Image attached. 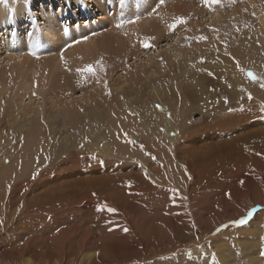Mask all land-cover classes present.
Listing matches in <instances>:
<instances>
[{"label": "rangeland", "instance_id": "obj_1", "mask_svg": "<svg viewBox=\"0 0 264 264\" xmlns=\"http://www.w3.org/2000/svg\"><path fill=\"white\" fill-rule=\"evenodd\" d=\"M190 14H193L190 21L187 20L186 23L179 24L174 30L169 28L175 18H186ZM213 16H219V22L214 21ZM136 17H139L136 22L125 24L120 28L116 27L120 19L134 20ZM85 36L88 37L87 40L83 39ZM200 36L206 37V39H196ZM146 37L151 38L150 46L147 48L142 46V41ZM101 39H108V42L121 49L123 54L132 46L139 43L141 46L134 53L129 51L131 58L127 62L124 61V65L117 66L110 74L106 73L105 79L99 78L100 84L109 91H113L118 104L115 106L99 100L102 104L100 111L96 113L97 115L87 113L86 123L81 128H72L67 124L64 126L63 121L58 119H54L53 123H48V118H53L55 114L53 111L47 110L48 103L46 100L44 102V98L50 100L49 92L47 91L42 96L31 90V94L28 93L25 96L23 103H28L29 96H31V100L35 99L31 106L42 110L41 122L44 123L40 136L34 138L28 116L14 112L13 110H18L19 106H13L7 97H3V109H0V190L6 191V195L4 194L3 199H0V221L3 223L0 224V231H2L0 232V264H19V259L15 258V260L14 257H9L4 252L17 249L19 245L25 243L26 239H31L27 246L38 250L37 258L41 264H45L47 255L46 250L43 249L48 248L49 240L63 226L73 224L76 230L87 234L88 237L90 235L92 239L100 238L102 240L108 236L109 230L100 229L94 221L95 218L79 211L81 202L73 206L71 204L74 199L71 198V203L66 206L69 208L65 209L64 202L57 196L65 189H73L81 181L92 179L96 174V176L100 175L99 177H104L105 174L81 171L74 176L65 169L51 170L47 167L55 162V158L59 159V156L68 154L72 150L81 149L84 152L97 153L107 140H114L119 132L128 134L125 149H128L127 154L132 156L130 158L142 165V161L147 159L149 169L159 168L161 175L166 170L167 159L163 160L164 156H162L161 165L152 163L154 160L144 152L141 147L142 142L148 139L157 146L161 145V151L164 153L166 151L165 154H162L165 157L168 153H173L174 147L177 146L175 144L179 143L177 146L180 148L179 153L173 155L175 158L172 159L180 172L179 181H182L178 182L179 193L170 194L168 192V199L174 196L172 199L187 203V186L192 185L189 188L193 192V206L185 204L188 206L189 212L192 213L195 226H193L192 235L187 236V239L183 241L186 244H181L182 250L176 248L173 252V249L171 251L166 246V251L170 250L171 252L167 251L166 254L160 252L162 256L159 254V257L164 256L163 259L157 256L154 259L153 255L155 254L146 255L147 252L142 250L143 246L141 248L137 246L136 250H141L142 254H135L133 256L135 259L132 258L122 264H140L141 262L144 264L143 260L145 264L146 262L147 264L156 262V264H194L190 263L191 260L193 261L192 258L185 257L186 249L190 250L188 245H193L194 248L191 250L199 254L198 256H205L209 259L212 254L209 259L210 263L207 264H219L220 259L217 254L222 255L221 251L228 253L226 259H231L230 264H264V256L261 255V252L264 251V226L259 224L263 218L261 213L264 211L263 202L257 201L248 209L245 207L246 209L241 212L243 214L229 215L225 220L216 221L219 220V216L214 215L210 220L212 227L210 228L209 224L208 231L204 230V225L208 223H201V228L196 226L197 221H204L201 217L206 216V213L202 216L206 210L202 207L199 209L203 211L202 213L195 211L199 190L205 191L203 193L206 195L204 194L205 197H203L204 195L202 197L208 201L207 203L224 202V198L228 197L227 191H220L217 195L218 191L214 187L209 191L206 190L205 184H209L211 180L223 182V179H219L220 177H215L220 175L228 177L238 170L240 166L232 169L238 158L247 160L249 159L248 153L251 155L252 152L253 156L258 155L264 159V111H261V108L264 107V88L260 86L261 81H264V0H234V2L222 0L221 3L212 5H205L201 0H164L163 4L160 3V0H0V82L5 84L7 72L15 63H19V65L24 63L25 66L32 67L34 62L45 59L48 62L46 66L49 74L48 86L52 85L51 87H53L54 83L59 84L63 81L62 79L68 73L76 72L72 66V56L86 46L95 50L96 42ZM75 41L81 42L75 43ZM104 46L107 47L108 43H105ZM97 48L100 49L101 46L99 45ZM62 51L63 59L61 58ZM32 52H35L36 55L33 56ZM176 52L178 55L175 59L173 55ZM15 56H17L16 59H14ZM97 58L98 56L93 57L94 60ZM158 66L162 71L154 76H158V78H153L149 87H147L149 84L146 85L144 80L142 84L139 83V86L133 84L132 76L138 74L141 71L140 68L148 72L156 71L154 68ZM96 69L95 72L100 71L99 66ZM247 71L256 72V76L260 79L252 80L246 75ZM30 77L31 71L27 69L25 78ZM242 79H247V81L244 82ZM118 87L121 89H117ZM156 88L160 91V99H163L160 103L154 100V96L157 95L153 91ZM93 93L95 91H87L85 96L95 98ZM249 94L251 99H249ZM72 98L81 102L84 105V111H88V106L85 105L86 100L83 99L81 92L76 91ZM72 98L69 97L66 102H70ZM42 99L45 106L40 109L39 104H42ZM51 99V103L54 104V101L58 99V94H54ZM255 103H258L257 107H253ZM240 104L241 106L248 104L251 111L247 115L241 112V115H245L239 119L243 123L242 125L232 124L231 128L227 129L224 126L221 131L208 127L210 122L203 121V117L210 113L218 115L219 111L215 110L220 107L224 110H220V112L228 116L234 111H228L229 107L226 106L229 105L233 108ZM157 105L160 107L157 108ZM30 109L27 107L25 111ZM187 123L188 129L186 128ZM182 125H185L186 129L182 128L178 131ZM186 132H192L194 135H189L191 137L184 140L182 137ZM130 141H135L133 148L129 146ZM162 141L165 144L172 142L168 145L173 146L166 145L167 147H165ZM183 149L186 152H182ZM116 155L118 156L119 153ZM120 156L122 153L118 156L119 159H121ZM184 157L191 161L194 159L192 161L194 162L193 168H196H194V176L191 178L195 181L192 180L194 183L188 179L186 172L184 174L181 171L183 166L179 163ZM169 160L171 159L169 158ZM94 161L93 163H96V160ZM140 163H137L138 166L132 169V173L141 171ZM77 164L79 163L68 162L63 166L70 167ZM247 165L251 166L250 163ZM160 167L162 168L160 169ZM254 167L257 172L264 171L262 169L264 167L260 166V163ZM199 169L201 171L198 172ZM226 169L228 172L225 171ZM129 170L117 171L116 175L122 176ZM34 173L36 174L35 178H33ZM60 174H67V176L60 178L62 176ZM111 174L114 175V172ZM29 180H33L32 188L24 195L23 199L12 200L11 195L8 196L7 191H10V187L15 183L23 185L27 182V186L30 183ZM146 180L140 179L138 184L135 181L134 185L144 186L147 184ZM151 180H153L152 177ZM43 181L48 183L44 184ZM33 183L35 184L33 185ZM63 186L68 187L61 190L55 189L57 191L54 192L46 190L48 187L60 188ZM21 194L18 192L16 197ZM53 194L57 195L53 197ZM47 196L48 198L52 197V203ZM168 199L166 197V200ZM8 201L12 203L10 207H7ZM56 201L63 204L58 206L63 207V211L61 208L54 212L48 211L47 207L56 206ZM185 204L182 203V205ZM249 209L254 211L247 222L243 225L235 223L247 215ZM230 210L228 212H231ZM93 214L95 215L96 212ZM198 217L199 219H197ZM6 218L8 222L5 221ZM39 223L42 225L40 226ZM80 232L78 233L80 234ZM229 234H233L236 238L232 237L229 240L232 236ZM47 238L49 239L47 240ZM132 238L134 237L132 236ZM218 239H222L224 245L217 244L216 240ZM184 249L185 251H183ZM259 249L260 252H258ZM139 254L142 259L138 256ZM167 254L170 255L167 256ZM214 256L219 260L217 261ZM147 257H149L148 260L145 259ZM153 259L155 263H152ZM38 260L37 263H39Z\"/></svg>", "mask_w": 264, "mask_h": 264}, {"label": "bare ground", "instance_id": "obj_2", "mask_svg": "<svg viewBox=\"0 0 264 264\" xmlns=\"http://www.w3.org/2000/svg\"><path fill=\"white\" fill-rule=\"evenodd\" d=\"M192 17H193V14L186 16L188 21H190L192 19ZM213 19L216 22H219V20H220L219 16H213ZM108 41H109L108 39H103V40L101 39L99 42H96V45L94 46L95 50H93L91 47L86 46L83 49H81L80 51H77L71 58L72 66L76 70V72L75 73H68V75H65L66 77L62 79L63 81H61L59 84L54 83L55 85L53 87H51L52 85L50 87L48 86L49 74H48V71L46 70V66L48 65V62L45 61V59L34 62L32 67H27V66H25L24 63H22L21 65H19V63H15L14 65H12L10 67V70H8L9 72H7V79L5 80V84H2L0 82V109H3V106H2V104L4 103L3 97H7V99L10 100V104H12L13 106H19L18 110H13V111L19 112V114H21L22 116H28V118L31 121L30 127H31L32 136L34 134V138H37L40 136L42 128H43L42 125L44 124V123L42 124L43 121L41 122L42 110L35 109L36 106H34V107L31 106L35 102V99L31 100V96H29V101L27 104L23 103L25 96L28 93H30L31 90H33L36 94H39L42 96L48 91L49 92L48 96H49L50 100H52L51 97L54 94H58V99L54 101V104H52L50 100L44 98V102L46 100V102L48 103V106H49V108L47 110H51V112L53 111V113H55L53 115V118H51V119L48 118L47 122L53 123L54 119H58V120L63 121L64 126H66L65 124H67V125L71 126L72 128H81L82 125L84 123H86L87 113H91V114L95 115L97 112L100 111V107L102 104H100L99 100H103L105 103H110V104L116 106L118 103L116 102L115 94L113 93V91H109L102 84H100L101 83L100 79L101 80L105 79V77H106L105 74L106 73L110 74L113 71V69L116 68L117 66L124 65V61L127 62V60L129 58H131L129 51H133V53L135 51H138L139 50L138 48H139V46H141V44L139 43L136 46L130 47L123 54V51L121 49L114 47ZM105 43H108L107 47L104 46ZM99 45L101 46L100 49L97 48ZM177 55H178L177 52L174 53L173 58L176 59ZM94 56H98V58L96 60H94L93 59ZM16 57L17 56H15L14 59H16ZM101 60L103 61V65H104L105 70L95 72L94 75L89 73L86 66L92 65L94 67V69H96V67H98L97 61H101ZM140 67H142V65H140ZM27 69H30V71H31V77L28 79L25 78V73H26ZM78 69L80 70V72L77 71ZM140 69H141V71L139 70L140 72L138 74H136L135 76H132V79H131L133 84L138 85V86H139L140 82H141V84L143 83V80L145 81L146 85L149 84L150 81H153L154 79L158 78V76L157 77H154V76L158 75L162 71L160 66L154 68V69H156V71L151 70V71L145 72L144 69H142V68H140ZM242 80L244 82L247 81V79H242ZM52 84H53V82H52ZM245 84L248 85V83H245ZM149 86H150V84L147 87H149ZM47 87H49V88H47ZM119 88L120 87H118L117 89H119ZM76 91L81 92L83 95V99L86 100L85 105L88 106L87 112L84 111V108H83L84 105H82L81 102L72 98V96L76 93ZM87 91H90V92L95 91V93H93V94H95V98H91V96H88V97L85 96V93ZM153 92L155 95H157V96H154V100L157 101L158 103H160L162 98L160 99V97H159V94H160L159 89L156 88V89H154ZM242 93H243V91H242ZM110 94L114 95V96H111ZM69 97H71L72 99L70 100V102H68V101L66 102V100ZM108 101H110V102H108ZM44 104H43V99H42V104L41 103L39 104V106H40L39 108L42 109V106H45ZM257 105H258V103H255L253 105V107L254 106L257 107ZM27 107H29L31 109L28 111H25V108L27 109ZM226 107H229V109L232 108V106H229V105H227ZM226 107H225V109H226ZM221 108L222 107H220L218 110H215V111H219L218 115H217V113H215L216 115L214 113H210L207 116L203 117V121L210 122L207 125L208 127H213V128H217L218 130H221L224 128V126H226V129L231 128L232 124H234L236 126L242 125L243 123L239 119L242 117H245V115H243V114L247 115L251 112L248 104H245V105L243 104L242 106H241V104H240V106L235 105L232 108V109L235 108L234 112L229 114L228 116L225 115V113L220 112V110H222ZM241 109H243V111H241ZM222 111H224V110H222ZM241 112L243 113L242 115H241ZM256 112L258 113V111H256ZM256 112H255V114H256ZM250 116H252V115H250ZM185 122L186 121L184 120V123ZM180 123H182V122H180ZM184 126L185 125H182L178 129V131L181 130L182 128H184ZM172 128L174 129V126H172ZM186 128L188 129V123H187ZM186 128H184V129H186ZM192 132H186V134L184 136L182 135L183 136L182 138H184V140H185L187 137H191L189 135H194ZM209 133H210V131H209ZM200 135H202V134L200 133ZM127 136H128V134H125V132H123V133L119 132V134L116 135L114 140H112V141L107 140V142L104 143L101 150L100 151L98 150L99 152H97V153H94V152L89 153L86 151L84 152V150H81V149H79L77 151L72 150L68 154L59 156L60 157L59 159L55 158V162L47 167L48 169H51V170H54V169L57 170L58 168H62V170L65 169L67 172L70 173V175L72 174L74 176L79 174L81 171H84V172L88 171V172H92V173H99V174L103 173V174H105L104 177H99L100 175L96 176L97 175L96 174L95 176L92 177V179L81 181L80 183L76 184L74 186L75 188L73 187V189H65V191H63V193L60 192L61 194H58V195L53 194V197H55L57 195L60 198L59 200L64 202L63 204L65 205V207H64L65 209L69 208L66 206H68V204L71 203V201H70L71 198L74 199V201L72 202L73 204H71L73 206H75L81 202L82 205H79V211H81V213H84L85 215H88L89 217L95 218L94 221H95V223H97L96 225L98 227H100V229L102 228L104 230H109L111 228L112 230L111 231L109 230L110 232L108 234L106 233L108 236L104 237L105 239L102 238V240H100V238L92 239V238H90V235L88 237L87 234L86 235L82 234L79 230H76V227H74L73 224H71V226H63L57 232V234L54 233L55 235L49 240L48 248L43 249L44 251L46 250V255H47V260L45 261L46 262L45 264H122V263L132 259L135 254L140 253L141 250L140 251L136 250V249H138L137 246L139 248H141V246H143L142 250L144 252H147L146 255L147 254H151V255L155 254V255H153V257L155 259L156 256L159 257L160 256L159 254H161V253L162 254L167 253L168 250L166 251V246L169 247L171 251L173 249V252H174V249H176V248L181 249L180 247H181V244L183 243V241L187 239V236L192 235L193 226H194L193 225V219H192V213L189 212V210H188L189 208L187 206V205L191 206V204L193 206V199H194L193 192L189 188L192 185L190 186V184L189 185L186 184V185H188L187 186V192H186L187 203H186V201L182 202V201H179L178 199H172V197H174V196H172L171 198L168 199L169 193L175 194L178 192V189H179L178 184L182 181V180L179 181L180 172L178 171V168L176 167L177 165H175L173 163V159L175 158V157H173V155H175L177 152L179 153L178 150H180V148L177 147L179 143L175 144L177 146L174 147L173 153L172 152L168 153L170 151L169 150L167 152L168 153L167 157H165V155H162V154H165L166 151H165V153L161 151V147H160L161 145L157 146L154 142H151L148 139L144 140V142H142V144H143L142 149L144 150L145 153H147L151 156L152 160H154L153 162L151 160L152 163L155 162L156 164L159 163V165H161L162 156H164L162 158L163 160L165 158L167 159L166 170L165 171L163 170L164 174L161 175L159 168L158 169H149V167H148L149 161L147 159H145L144 162L142 161V163H143V165H142L140 162L132 160L130 158L132 156L131 155L129 156L127 154L128 149H125ZM176 138H175V140L178 141ZM172 139H173V137H172ZM130 140H132V138H130ZM167 141H168V139H167ZM192 141H193V139H192ZM162 143H164V141H162ZM168 143L169 142H167V144L164 143L165 147H167L166 145H168ZM171 143L172 142H170L169 144H171ZM129 146H130V148L131 147L133 148L134 143H130ZM168 146H170V145H168ZM171 146H173V145H171ZM163 149L165 150V148H163ZM187 149H188V147H187ZM184 150L185 149H183L181 151L186 152ZM116 153L117 154L119 153V155H120V153H122V156H120L121 159L118 158L119 155L117 156ZM252 154H253L252 152H251V155H250V153H248L249 159H247V160H245L246 158L245 159L238 158L236 165H233L232 169L236 168L237 166H240V167L238 170H235L234 173L230 174V176H228V174H226L228 177L216 175L217 177H215V178L220 177L219 179H221V180L223 179L222 180L223 182L211 180V182H209V184L208 183L205 184L206 190L210 191L214 187L216 189V191H218V193L216 192L217 195L219 194L220 191H224V192L227 191V193L231 194L230 198L227 195L228 197L226 196L227 198L226 199L224 198V202L218 201L216 203L215 201H212V203H207L208 201H206L205 198H203L206 195V193H203L205 191L204 190L198 191L199 196L198 197L196 196L197 197L196 201H198V203L195 205V209H196L195 211H197L198 213H202L203 211H201L199 209L204 207L206 212H203L202 216L204 213H206V216L201 217L202 220H204V221H197V219H199V217H198L195 220V222L197 221L196 226L201 228L202 227L201 223H203V222H205V224L208 223L207 225H204V230L208 231L209 224H210V228L212 227L210 220L212 217H214V215L219 216V220H216V221L225 220L226 218H228L229 215L230 216H237L239 214H243V213H241L244 211L243 209H246V208L248 209L249 206L256 203L257 201H261L264 203V171H262V172L258 171L257 172V171H255L256 169L254 167L256 164H259V163H260V166L264 167V159L258 155L253 156ZM93 157H95V159H93ZM185 157L182 161L179 160L182 162V163L180 162L179 164L180 165L182 164V166H183L182 167L183 169L181 168L182 169L181 171H183L184 174L186 172V176L188 175V179H191V178H193L192 176H194V168H196V167L193 168L194 162H192V161L194 159L191 161L190 159L185 158ZM133 158H134V156H133ZM169 158L171 160H169ZM94 160H96V163H93V162H95ZM99 161H103V162L100 163ZM68 162H71V163L75 162V163H79V164L74 165V166H70V167H64L63 165L68 163ZM235 162H236V160H235ZM137 163L141 164L140 165V166H142L141 171H139L137 173H132V169H134L135 167L138 166ZM175 163H176V161H175ZM249 163L251 166L247 165ZM90 164H92V165H90ZM161 168L162 167H160V169ZM128 169H130V170L127 173L123 174L122 176L116 175L117 171H123V170H128ZM200 169L198 170V172L201 171ZM262 169L264 170V168H262ZM203 170H205V169L203 168ZM205 171L208 172L207 170H205ZM225 171H227V169ZM229 171H233V170H229ZM112 172H114V175H112V174L110 175V173H112ZM146 173H147V175H146ZM220 174H222V173H220ZM60 175H62L60 178H63V176H67V174L66 175L60 174ZM196 175H195V177H196ZM149 176H151L153 178V180H151V177L149 179ZM195 177H194V179H195ZM140 179H147L148 181L146 180L145 182L148 185L147 184H146L147 186L144 185L145 184L144 182H142V183H144V184H142L144 186L134 185L135 181H137L136 184H138V181ZM33 180L32 181L29 180L30 183L27 186H26L27 182L24 183L23 185H18L17 183H15L12 187H10L11 190L7 191L8 196L11 195L10 198H12V200L13 199H23L25 197L24 195L27 194V192L30 191V189L32 188L31 184H32ZM192 180L193 179H191V181ZM129 182H131L130 186H129ZM241 182H243V183H241ZM43 183L47 184L48 182L43 181ZM34 184L35 183H33V185ZM3 187H5V186H3ZM66 187H68V186H63L60 188L48 187V188H46V190H47V192L48 191L54 192V191H57L55 189L61 190V189H64ZM165 191L168 194V195L166 194L167 196L164 193ZM18 192H21L22 194L17 195V197H16V194H18ZM198 192H196V193H198ZM224 192H222V193H224ZM4 194L6 195V191L0 190V199H3ZM93 194H95V195H93ZM207 194H209V193H207ZM48 196H49V194H48ZM48 196H47V198H48ZM165 196L167 197L168 200H166ZM180 196H181V194H180ZM200 197H201V199H199ZM48 199H50V202L52 203V201H53L52 197L50 196ZM12 200L9 199V201H12ZM9 201L7 203V207H10L12 204ZM46 201H47V199H46ZM101 201L103 202V204L106 203L109 207L115 209L116 211L115 212H108L107 210L100 211V212L97 211V205L102 204ZM13 202L15 203V201H13ZM55 203H56V206H52V205L48 206L47 205L48 211L54 212L55 210H58L61 208L58 206L63 205L60 203V201H59V203H57V201ZM182 203L183 204L186 203L187 205L186 204L182 205ZM214 203H216V204H214ZM5 205H6V203H5ZM71 205H70V207H71ZM244 205H246V206H244ZM62 208H61V210H62ZM228 210H230L231 212H228ZM95 212L97 215L93 214ZM261 213L263 214V216H262L263 218L261 217L262 218L261 223H259V224L263 227L264 226V211ZM79 214H80V212H79ZM256 215H257V213L255 214V216ZM208 216H209V218H208ZM3 220H5V219H3ZM5 221L8 222V219ZM221 222H223V221H221ZM41 225L42 224H40V226ZM124 226H127V228L129 229L128 232H124L122 230ZM28 228H29V226H28ZM49 229H51V228H49ZM77 229H79V227H77ZM187 230H188V232H187ZM77 231L80 232V234ZM0 232H2V231H0ZM229 235H232V236H230L229 240L232 239V237H235V236H233V234H229ZM132 236L134 238H132ZM46 237H48V236H46ZM208 237H209V235H208ZM48 239L49 238H47V240ZM213 239H212V241L215 242V240H213ZM29 241H31V239H26L25 243L24 244L22 243L23 245H21V246L19 245L17 249H11L10 252H4V253L8 254L9 257H14V259L15 258L19 259V261H20V262L18 261L19 264H39L40 260H38V258H37L39 251L36 250L35 248H32L31 246H27ZM203 241H204V239H203ZM216 241H217V244H219V245L223 244L224 245L222 239H218ZM183 244H186V242H184ZM230 244H232V243H230ZM35 245H34V247H35ZM202 245L203 244H201V246ZM37 246H39V245H37ZM186 246L187 245H185V247ZM196 246H197V244L195 245V247ZM207 246H208V244H207ZM189 247H190V250L186 249V251H185V249H184L183 251H185V255H186L185 257L186 258H189V259L192 258L193 259V261L191 260L190 263H194V264L210 263L209 259L212 256V254H211V256H209V259L206 258L205 256H198L199 254H197L191 250V248H194L193 245H188V248ZM262 249H263V247H262ZM260 251L261 250L259 249L258 252H260ZM202 252H204V251H202ZM221 252L223 253L222 255L219 253L217 254V256L220 260L216 259V256H214L215 259L217 261L219 260L218 261L219 264H230L231 259L230 258L226 259L228 257L227 256L228 253H225L223 251H221ZM140 254H142V252ZM140 254L138 255L139 257H140ZM162 254H161V256H162ZM203 254H200V255H203ZM143 255L145 256V254H143ZM169 255L167 254V256H169ZM149 257H147L145 259L148 260ZM153 257H150V258H153ZM163 257H159V258L163 259ZM167 258H169V257H167ZM133 259H135V258H133ZM140 259H142V257H140ZM154 259H153L152 263H155ZM161 259H159V261ZM165 259H166V257H165ZM15 260H14V262H15ZM37 260L39 261V263H37ZM151 260H149V261H151ZM9 261H11V260H9ZM149 261H148V263H151ZM163 261H165V260H163ZM161 262H162V260H161ZM143 263L145 264L144 260H143ZM128 264H130V263H128ZM146 264H147V262H146Z\"/></svg>", "mask_w": 264, "mask_h": 264}, {"label": "snow or ice", "instance_id": "obj_3", "mask_svg": "<svg viewBox=\"0 0 264 264\" xmlns=\"http://www.w3.org/2000/svg\"><path fill=\"white\" fill-rule=\"evenodd\" d=\"M201 2L203 4H205V5H212V4H219V3L222 2V0H201ZM229 2H234V0H229ZM160 3L163 4L164 3V0H160ZM85 7H86V5H85ZM138 19H139V17H136L134 20L133 19H120L118 21L116 27L120 28V27H123L125 24L134 23ZM186 22H187V18H185V17H177V18H175L174 22L169 25V28L172 29V30H174L179 24H183V23H186ZM83 39L84 40H87L88 37L85 36ZM150 39L151 38H148V37L144 38V41H142V46L143 47H146V48L149 47L150 46V43H149ZM196 39H206V37L200 36V37H197ZM80 42L81 41H75V43H80ZM31 54L33 56L36 55L35 52H32ZM61 58L63 59V51L61 52ZM237 64H238V62H237ZM97 65L99 66V70L100 71H104L105 70L102 60L101 61H97ZM86 68H87V70H88L89 73H91L93 75L95 74V69H94V67L92 65H87ZM77 71L80 72L79 69ZM209 74L212 75V73H209ZM246 75L249 78H251L252 80H259L260 79L252 71H247ZM260 86L262 88H264V81H261ZM249 99H251V95L250 94H249ZM159 107L160 106L157 105V108H159ZM229 111H234V109H229ZM241 111H243V109H241ZM261 111H264V107L261 108ZM130 142L131 143H135V141H130ZM141 147H143V146H141ZM45 158L47 159V157H45ZM93 159H95V157H93ZM99 162L102 163L103 161H99ZM35 175L36 174L34 173L33 178H35ZM146 175H147V173H146ZM130 183L131 182H129V186H130ZM241 183H243V182H241ZM93 195H95V194H93ZM227 195L230 198L231 194L228 193ZM104 210H107L108 212H115L116 211L115 209L109 207L106 203H104V204H98L97 205V211H104ZM253 211L254 210H250L247 213V215H245L244 217H242L239 220L235 221V223H238L240 225L245 224L247 222V220L249 219V217H251L253 215ZM0 224H2V221H0ZM109 230L111 231L112 229L110 228ZM122 230L124 232H128L129 231V229L127 228V226H124ZM261 255L264 256V251L261 252Z\"/></svg>", "mask_w": 264, "mask_h": 264}]
</instances>
